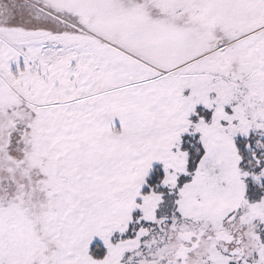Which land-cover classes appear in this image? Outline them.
<instances>
[{
	"label": "snow or ice",
	"instance_id": "snow-or-ice-1",
	"mask_svg": "<svg viewBox=\"0 0 264 264\" xmlns=\"http://www.w3.org/2000/svg\"><path fill=\"white\" fill-rule=\"evenodd\" d=\"M0 264H264V0H0Z\"/></svg>",
	"mask_w": 264,
	"mask_h": 264
}]
</instances>
